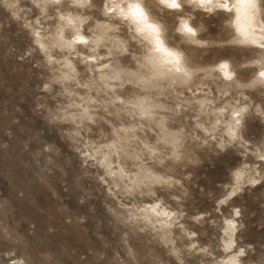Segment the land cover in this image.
Listing matches in <instances>:
<instances>
[{
  "label": "rangeland",
  "instance_id": "rangeland-1",
  "mask_svg": "<svg viewBox=\"0 0 264 264\" xmlns=\"http://www.w3.org/2000/svg\"><path fill=\"white\" fill-rule=\"evenodd\" d=\"M0 264H264V0H0Z\"/></svg>",
  "mask_w": 264,
  "mask_h": 264
},
{
  "label": "bare ground",
  "instance_id": "bare-ground-1",
  "mask_svg": "<svg viewBox=\"0 0 264 264\" xmlns=\"http://www.w3.org/2000/svg\"><path fill=\"white\" fill-rule=\"evenodd\" d=\"M208 1V0H207ZM231 259V258H230Z\"/></svg>",
  "mask_w": 264,
  "mask_h": 264
}]
</instances>
